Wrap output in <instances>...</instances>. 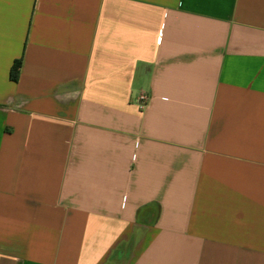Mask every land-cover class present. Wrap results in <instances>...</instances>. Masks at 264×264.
<instances>
[{
  "label": "crops",
  "instance_id": "crops-1",
  "mask_svg": "<svg viewBox=\"0 0 264 264\" xmlns=\"http://www.w3.org/2000/svg\"><path fill=\"white\" fill-rule=\"evenodd\" d=\"M0 264H264V0H0Z\"/></svg>",
  "mask_w": 264,
  "mask_h": 264
},
{
  "label": "trees",
  "instance_id": "trees-1",
  "mask_svg": "<svg viewBox=\"0 0 264 264\" xmlns=\"http://www.w3.org/2000/svg\"><path fill=\"white\" fill-rule=\"evenodd\" d=\"M21 67V59L15 60L9 71V79L16 82L19 76V70Z\"/></svg>",
  "mask_w": 264,
  "mask_h": 264
},
{
  "label": "built area",
  "instance_id": "built-area-1",
  "mask_svg": "<svg viewBox=\"0 0 264 264\" xmlns=\"http://www.w3.org/2000/svg\"><path fill=\"white\" fill-rule=\"evenodd\" d=\"M149 101V95L147 93H140L137 97V104L139 105L140 108H143L147 105Z\"/></svg>",
  "mask_w": 264,
  "mask_h": 264
}]
</instances>
